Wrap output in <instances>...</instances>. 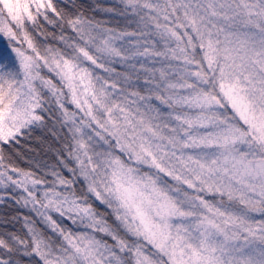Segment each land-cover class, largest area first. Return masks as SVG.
<instances>
[{
    "label": "snow or ice",
    "instance_id": "1",
    "mask_svg": "<svg viewBox=\"0 0 264 264\" xmlns=\"http://www.w3.org/2000/svg\"><path fill=\"white\" fill-rule=\"evenodd\" d=\"M0 208V264H264V0H0Z\"/></svg>",
    "mask_w": 264,
    "mask_h": 264
},
{
    "label": "trees",
    "instance_id": "2",
    "mask_svg": "<svg viewBox=\"0 0 264 264\" xmlns=\"http://www.w3.org/2000/svg\"><path fill=\"white\" fill-rule=\"evenodd\" d=\"M85 2L93 3L94 0H85ZM101 2L112 3L113 0H101ZM41 23L43 24L44 30L47 33H54L57 37L60 35L59 28L48 25L44 21H41ZM32 34L35 37L37 43L41 45L46 43H54L52 36L45 37L40 35L39 30L33 31ZM36 137H42L43 142L37 140ZM60 148H62V141L53 138L47 132H42L41 130L37 129L31 136H25L20 139V144L17 145L15 149V151L18 152V155L14 157V160L15 163L21 168L37 171L34 167L35 163H39L42 166L44 164H55L57 160L56 150ZM101 211H103V209H101ZM2 212L3 208H0V213ZM15 227L19 228V224L15 225Z\"/></svg>",
    "mask_w": 264,
    "mask_h": 264
},
{
    "label": "rangeland",
    "instance_id": "3",
    "mask_svg": "<svg viewBox=\"0 0 264 264\" xmlns=\"http://www.w3.org/2000/svg\"><path fill=\"white\" fill-rule=\"evenodd\" d=\"M118 70H119V71H122L123 69H122V68H118ZM101 74H103V73H101Z\"/></svg>",
    "mask_w": 264,
    "mask_h": 264
}]
</instances>
